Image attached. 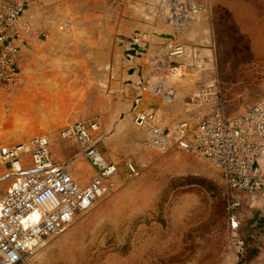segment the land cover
I'll list each match as a JSON object with an SVG mask.
<instances>
[{"label":"rangeland","instance_id":"1","mask_svg":"<svg viewBox=\"0 0 264 264\" xmlns=\"http://www.w3.org/2000/svg\"><path fill=\"white\" fill-rule=\"evenodd\" d=\"M103 3L38 0L31 13L37 21L55 23L61 35L74 36V21H94L102 26L109 20L101 14ZM144 4L155 3L146 0ZM197 5V19L185 30L192 35L186 42L182 40L184 55L170 64L175 68L171 78L179 89H185L187 84L181 80L191 79L192 84L194 72L204 70L206 81L196 93H180L173 85L166 104L173 115L170 118L199 119L213 110L215 101L223 104L227 117H235L264 95V0H197ZM162 15L166 17L165 11ZM63 22H69L71 29L61 28ZM129 50L132 47L127 49L131 57ZM73 53L63 50L58 54L61 59L52 63L51 70L57 77L46 73L48 78L65 80L67 87L61 91L30 90L24 78L31 77L22 75L17 87L7 88V103L0 104V120H13L10 114L16 104L11 101L24 102L28 95L31 103L42 104L41 114L65 118L74 108V92L69 89L71 85L74 89ZM41 59L44 65L45 58ZM36 69L38 72L39 66ZM198 96L203 105L195 104V112L187 113L188 103ZM53 101L56 104H50ZM88 110L98 112L86 106L80 111ZM126 111L123 104H110L104 114L96 115L103 121L97 134L103 136L100 150L118 168L105 192L89 211L80 214L63 233L51 237L23 264H235L243 247L232 229L233 215L242 220L257 264H264V197L254 203L245 192L232 190L218 168L205 158L146 148L143 131L133 122L131 111ZM72 122L61 119L58 126L35 123L31 127L50 140L56 135L51 149L58 144L62 160L72 162L77 157L76 145L62 142L59 133ZM29 126L19 119L14 133L25 138ZM78 157L87 161L82 155ZM8 186L9 181L0 182V194ZM257 215L260 234L254 231Z\"/></svg>","mask_w":264,"mask_h":264},{"label":"built area","instance_id":"2","mask_svg":"<svg viewBox=\"0 0 264 264\" xmlns=\"http://www.w3.org/2000/svg\"><path fill=\"white\" fill-rule=\"evenodd\" d=\"M38 0H0V85L13 89L23 72L21 47L45 31L36 26L31 13ZM197 0H163L165 21L176 33L196 21ZM174 54H183L178 44ZM199 97V96H198ZM200 97L188 103L187 113L203 105ZM133 122L143 131L144 145L161 154L181 151L211 162L232 190L243 191L255 202L264 197V95L248 110L227 117L223 104L215 101L213 110L196 119L158 122L153 111L142 110ZM103 121L99 116L77 121L61 129L64 143L76 145V155L84 156L95 175L84 185L70 171L71 160L58 158L51 140L38 135L18 144L0 140V182L9 181L0 194V264H23L45 246L51 237L63 233L82 213L89 211L117 173L99 149L103 136L97 135ZM232 229L243 247L235 264H257L242 220L231 217Z\"/></svg>","mask_w":264,"mask_h":264},{"label":"crops","instance_id":"3","mask_svg":"<svg viewBox=\"0 0 264 264\" xmlns=\"http://www.w3.org/2000/svg\"><path fill=\"white\" fill-rule=\"evenodd\" d=\"M103 2L101 14L109 20L104 21L102 26L94 21H74V36L56 32L57 25L53 22L37 21L36 26L43 23L45 31L33 36L21 47L22 75L31 77V80L24 78L25 85H28L30 90H63L67 87L65 80L48 78L46 73L52 72L54 66L52 63L61 59L57 57L60 52L63 50L67 53L74 52L71 55V58L74 56V89L72 85L69 86L70 92H74V108L65 118H58L59 116L49 118L40 113L42 104L31 103L28 101V95L21 104V110L18 108L11 112L13 120L10 118L0 120V139L3 142L13 145L38 136L39 131L36 127H31V124L58 126L61 119L74 123L96 117L99 112L104 114L110 104H123L126 112L131 111L132 119L135 114L145 110L153 111L158 122L163 120L169 123L174 118H170L173 115L166 104L167 95L172 92L173 85L175 84L176 91L180 93H187L189 90L192 93L199 91L206 81L204 77L207 74L204 70L194 72L193 77L196 80L192 84L191 79L181 80V83L187 84L185 89H179V84L174 83L171 78L175 70L170 67L174 61L172 59L184 55L183 41L192 33L185 31L176 33L174 28L166 23L165 16L162 15L163 0H153L155 3L153 5H145L146 0H136L137 3L135 0ZM61 28L71 29V25L69 22H63ZM130 40L139 46V50L129 58L127 49L128 46L131 47L128 44ZM178 44L182 45L183 54L172 53ZM41 58H45L44 65ZM52 76L57 77L53 72ZM55 85L59 86L54 89L48 88ZM7 93V88L0 85V104L7 103L5 101ZM11 102L16 103L14 99ZM50 104H56V101ZM94 104L101 105L95 108ZM71 105L73 107V104ZM85 106L98 112L80 111ZM17 118L30 124V133L25 138L14 133V127L19 123ZM56 137L53 135L52 139L55 141L58 139ZM52 151L58 158L64 159L58 144L53 145ZM112 162L116 163L114 160ZM70 171L72 177L81 185L89 182L95 175V170L88 161L78 156L71 162Z\"/></svg>","mask_w":264,"mask_h":264},{"label":"water","instance_id":"4","mask_svg":"<svg viewBox=\"0 0 264 264\" xmlns=\"http://www.w3.org/2000/svg\"><path fill=\"white\" fill-rule=\"evenodd\" d=\"M128 44L132 47V50L130 51V55L132 56L135 55L137 50H139V46L132 40H130Z\"/></svg>","mask_w":264,"mask_h":264},{"label":"trees","instance_id":"5","mask_svg":"<svg viewBox=\"0 0 264 264\" xmlns=\"http://www.w3.org/2000/svg\"><path fill=\"white\" fill-rule=\"evenodd\" d=\"M259 222V216L257 215L256 216V224H255V227H254V231L255 232H257L258 234H260V232L258 231V229H257V227H258V223ZM249 239V238H248ZM249 242H250V245H251V247L253 248L254 246L252 245V243H251V240L249 239Z\"/></svg>","mask_w":264,"mask_h":264},{"label":"bare ground","instance_id":"6","mask_svg":"<svg viewBox=\"0 0 264 264\" xmlns=\"http://www.w3.org/2000/svg\"><path fill=\"white\" fill-rule=\"evenodd\" d=\"M15 104H16L15 108L16 109L20 108V110H21V108H22L21 104H23V102H16ZM219 201H220V204L223 205L222 200L220 199Z\"/></svg>","mask_w":264,"mask_h":264}]
</instances>
